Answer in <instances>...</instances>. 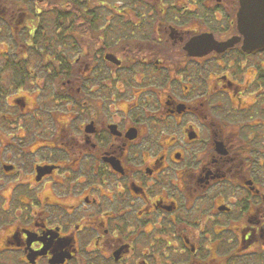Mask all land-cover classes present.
I'll return each instance as SVG.
<instances>
[{
  "label": "flooded vegetation",
  "instance_id": "flooded-vegetation-1",
  "mask_svg": "<svg viewBox=\"0 0 264 264\" xmlns=\"http://www.w3.org/2000/svg\"><path fill=\"white\" fill-rule=\"evenodd\" d=\"M261 5L0 0V264H264Z\"/></svg>",
  "mask_w": 264,
  "mask_h": 264
},
{
  "label": "water",
  "instance_id": "water-1",
  "mask_svg": "<svg viewBox=\"0 0 264 264\" xmlns=\"http://www.w3.org/2000/svg\"><path fill=\"white\" fill-rule=\"evenodd\" d=\"M252 1H261L262 2L261 6H256V7H254V9L257 10V13H256L257 14V16H256L257 23L256 24L259 26L261 25L262 32H263L262 37L258 40V42H262L264 44V0H252Z\"/></svg>",
  "mask_w": 264,
  "mask_h": 264
}]
</instances>
